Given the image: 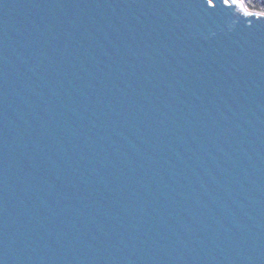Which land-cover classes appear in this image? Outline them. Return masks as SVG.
I'll return each mask as SVG.
<instances>
[{
  "label": "water",
  "instance_id": "95a60500",
  "mask_svg": "<svg viewBox=\"0 0 264 264\" xmlns=\"http://www.w3.org/2000/svg\"><path fill=\"white\" fill-rule=\"evenodd\" d=\"M0 264H264V18L0 0Z\"/></svg>",
  "mask_w": 264,
  "mask_h": 264
},
{
  "label": "snow or ice",
  "instance_id": "6c2138e0",
  "mask_svg": "<svg viewBox=\"0 0 264 264\" xmlns=\"http://www.w3.org/2000/svg\"><path fill=\"white\" fill-rule=\"evenodd\" d=\"M209 5H214V0H208ZM226 7H235L244 17L264 18V4L257 0H223Z\"/></svg>",
  "mask_w": 264,
  "mask_h": 264
},
{
  "label": "trees",
  "instance_id": "16d2710c",
  "mask_svg": "<svg viewBox=\"0 0 264 264\" xmlns=\"http://www.w3.org/2000/svg\"><path fill=\"white\" fill-rule=\"evenodd\" d=\"M258 3L264 4V0H257Z\"/></svg>",
  "mask_w": 264,
  "mask_h": 264
}]
</instances>
